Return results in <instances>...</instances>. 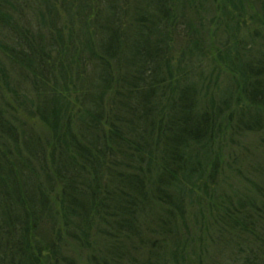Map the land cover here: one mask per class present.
I'll return each mask as SVG.
<instances>
[{"label": "trees", "instance_id": "obj_1", "mask_svg": "<svg viewBox=\"0 0 264 264\" xmlns=\"http://www.w3.org/2000/svg\"><path fill=\"white\" fill-rule=\"evenodd\" d=\"M208 1L0 0V264H264V169L220 152L264 127V54L208 43L188 9L241 28Z\"/></svg>", "mask_w": 264, "mask_h": 264}, {"label": "rangeland", "instance_id": "obj_2", "mask_svg": "<svg viewBox=\"0 0 264 264\" xmlns=\"http://www.w3.org/2000/svg\"><path fill=\"white\" fill-rule=\"evenodd\" d=\"M44 1L45 0H30L29 7H32L38 3V6L34 7V12L39 16L38 10H43L45 7ZM181 2L186 5L187 0H181ZM238 2L239 4L237 3V5L239 10L234 12L228 10V14L234 17L235 13L239 16L235 17V19L240 23V31L236 32L226 29L225 25L223 24L224 26H221L219 29H217L216 37L213 29L215 24L212 25L211 22L214 19V13L210 10L209 5L206 6V10H200L199 13L200 16L204 18V23L199 22L197 19V16L194 13L195 9H188L187 11L190 19L192 18V20L195 22L196 28L201 24H204L202 32L205 30L209 31V34H206V37H209L207 41L208 43L210 39H213L216 43H218L217 46L220 47L222 45V40L232 46V35L238 33L241 37L246 39V44L253 45L252 54L255 58H259L257 56L264 54V27L262 26L264 23V0H239ZM206 4H212V0L205 2L202 5ZM58 7L60 8V6ZM65 21L66 19L63 21V23H65ZM174 49L175 54H177L178 50L180 49L178 39L174 44ZM222 50L224 51V47L220 49V51ZM221 56L222 55H219L218 52H213L208 54V58L205 61V77L208 78V83L211 81L210 91L225 89L229 85L235 86L231 80V76L233 75L231 74L229 67H227L224 62H221ZM234 97L237 99V94H235ZM262 119L264 126V117ZM220 152L222 154L224 166L227 171H231L227 165L229 163L233 165L232 162L236 161V163L243 169L247 176L260 178L262 175L260 171L264 169V127L256 134H239L227 139L224 143V146L220 149ZM238 187H240V185ZM226 189L228 191L230 190L228 187H226ZM207 212L208 211H206V214ZM54 221L59 222V219L51 216L48 217L47 224L44 229H49ZM86 257V253H82L76 258L80 260V264H88Z\"/></svg>", "mask_w": 264, "mask_h": 264}]
</instances>
